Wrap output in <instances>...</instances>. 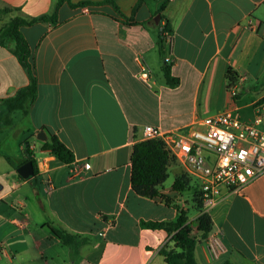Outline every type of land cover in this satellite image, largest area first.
I'll list each match as a JSON object with an SVG mask.
<instances>
[{
    "label": "crops",
    "instance_id": "0c3cea01",
    "mask_svg": "<svg viewBox=\"0 0 264 264\" xmlns=\"http://www.w3.org/2000/svg\"><path fill=\"white\" fill-rule=\"evenodd\" d=\"M112 1L133 23L117 18L110 3H63L53 21L21 27L37 79L28 110L35 141L27 145L36 175L23 179L16 172L28 157L24 147L20 161L0 155V264H166L159 249L173 245L170 234L138 222L175 220L177 212L133 191L132 144L145 125L174 130L224 111L250 119L253 104L264 96V86L256 84L264 75V0H167L161 13L170 40L164 33L163 48L179 80L175 87L165 82L158 23L151 19L163 0ZM55 5L56 0H0V27L17 16H50ZM11 47L0 45V99L29 83ZM227 70L236 74L237 99L226 87ZM39 130L44 141L50 136L61 141L74 160L61 163L42 150ZM84 162L89 168L73 172ZM169 169L174 178L163 191L187 209L183 194H192L191 179L173 192L174 180L185 173L175 161L167 174ZM47 182L51 189L45 193ZM199 214L200 208L188 221ZM208 214L225 251L210 257L201 240L194 249L198 264H264V174L226 195ZM46 223L89 242L70 259Z\"/></svg>",
    "mask_w": 264,
    "mask_h": 264
},
{
    "label": "trees",
    "instance_id": "16d2710c",
    "mask_svg": "<svg viewBox=\"0 0 264 264\" xmlns=\"http://www.w3.org/2000/svg\"><path fill=\"white\" fill-rule=\"evenodd\" d=\"M140 1L141 0H138L137 4ZM166 2L167 0H163L159 8L152 12L151 19L156 14L160 16L158 21L157 40L158 55L162 61V71L166 84L169 87H175L178 85L179 80L171 74L170 64L164 58V33L170 32L169 22L163 20L164 16L161 13ZM63 3L71 7L110 3L113 6L117 18L125 23H133L132 16L126 17L112 0H103L101 2L82 1L78 3H72L70 0H56L54 12L50 16H41L32 19H25L17 16L2 25L0 27V45L7 46L10 43L12 44L10 50L25 69L29 78V83L18 90L13 96L0 99V133L10 124L9 116L12 112L19 111L23 116L28 114L30 105L34 101L37 93L34 58L21 32V27L31 25L37 21H53L56 18L58 7ZM226 77V87L229 89L237 80L236 74L231 70H227ZM256 84L258 87L264 86V75ZM234 98L237 99L239 96L236 95ZM261 100H264V96ZM25 149L29 156L25 158L24 161L29 159L32 161L34 166V177L36 175V168L31 158V150L28 146H26ZM41 149L48 151L51 156L61 163L69 164L74 160L72 151L54 136H50L48 140L44 141ZM6 159L13 166L9 157H6ZM170 161L173 160L169 156L168 151L165 150L163 142L159 139L141 140L132 144L130 184L133 191L140 196L147 197L154 201H160L165 206L173 207L177 212L175 220L154 221L140 219L138 224L141 228L163 229L170 234L169 240L173 245L163 246L159 249V254L163 257L166 264H198L194 256V249L198 242L206 239L207 235L212 230V222L208 213H200L194 222L188 221L187 210L176 204L169 193L163 191V182L168 176L167 166ZM188 186L189 178L186 174H181L174 180L171 189L173 192H179ZM34 189L36 188L34 187ZM195 192V199H198V208H200L201 211L200 192ZM46 226L53 235L68 248L70 259L76 258L80 248L89 242L88 237L72 233L61 226L51 225L49 223H46Z\"/></svg>",
    "mask_w": 264,
    "mask_h": 264
},
{
    "label": "built area",
    "instance_id": "2783aa9c",
    "mask_svg": "<svg viewBox=\"0 0 264 264\" xmlns=\"http://www.w3.org/2000/svg\"><path fill=\"white\" fill-rule=\"evenodd\" d=\"M165 37L170 40L169 33ZM145 76V72L140 74L141 78ZM228 90L234 97L239 86L234 83ZM148 139L161 140L172 160L195 180L200 192V213H208L226 195L240 191L264 174V100L253 104L250 119L224 111L174 130L145 125L139 141ZM81 168H89V164H75L73 172L78 173ZM50 189L48 182L42 188L45 193ZM204 241L210 257L216 258L225 251L217 232L210 231Z\"/></svg>",
    "mask_w": 264,
    "mask_h": 264
},
{
    "label": "rangeland",
    "instance_id": "374dc122",
    "mask_svg": "<svg viewBox=\"0 0 264 264\" xmlns=\"http://www.w3.org/2000/svg\"><path fill=\"white\" fill-rule=\"evenodd\" d=\"M154 11L155 10L153 9L152 12ZM9 118L10 124L4 128L2 133H0V155L7 154L14 161H20L24 155V152L20 147L22 146L25 148L29 143H33L35 141V138L32 136L35 128L30 120L29 113L26 116H23L19 111H14L10 114ZM241 118L245 119L243 117ZM173 178V172L169 169L168 176L163 183V187H170ZM190 184L191 189L193 188L192 194L187 190L185 194H183V197L187 200V215L193 216L198 209L199 202L198 199H195L196 188L194 186L195 180L193 178H191Z\"/></svg>",
    "mask_w": 264,
    "mask_h": 264
},
{
    "label": "water",
    "instance_id": "95a60500",
    "mask_svg": "<svg viewBox=\"0 0 264 264\" xmlns=\"http://www.w3.org/2000/svg\"><path fill=\"white\" fill-rule=\"evenodd\" d=\"M159 17H160L159 14H156L153 17V20H154V22L156 24L159 21ZM35 136L39 140H43L44 141L46 139L44 130H39ZM27 156H29V155H27ZM15 169H16L17 174L23 179H26V178L34 175V166H33V163H32V161L30 159L25 161L24 163H22L21 165H19ZM2 187L3 186L0 183V190L2 189Z\"/></svg>",
    "mask_w": 264,
    "mask_h": 264
}]
</instances>
